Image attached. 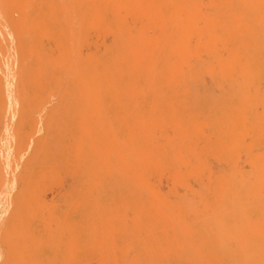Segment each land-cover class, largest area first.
I'll return each instance as SVG.
<instances>
[{"label":"rangeland","instance_id":"rangeland-1","mask_svg":"<svg viewBox=\"0 0 264 264\" xmlns=\"http://www.w3.org/2000/svg\"><path fill=\"white\" fill-rule=\"evenodd\" d=\"M38 1L47 0L12 4L15 22ZM130 1L138 0L117 1L122 18ZM233 1L239 11L216 25L215 6L201 0L209 36L196 29L190 45L201 55L218 47L216 78L237 93L206 100L172 89L175 77L95 95L0 92V264H264V181L241 191L235 174L264 173V68L242 76L245 59L229 62L254 50L264 66V0ZM151 8L142 4L126 19L141 26ZM221 26L222 42L214 31ZM113 29H91L83 52L100 54ZM160 83L168 88L158 91ZM12 154L29 156L33 171Z\"/></svg>","mask_w":264,"mask_h":264},{"label":"bare ground","instance_id":"bare-ground-1","mask_svg":"<svg viewBox=\"0 0 264 264\" xmlns=\"http://www.w3.org/2000/svg\"><path fill=\"white\" fill-rule=\"evenodd\" d=\"M22 1L25 0L18 2ZM117 1H38L22 11L19 22H15L14 17L19 11L14 15L12 9L19 3L16 0H0V92L22 90L28 93L39 89L43 92L47 87L49 90L64 93L71 90L72 93L81 91L77 93L95 95L105 92L104 90L113 91L118 86L124 88V85L135 82L145 86L146 80L154 77H175L178 81L175 85L171 84L172 89L188 94H203L207 96L206 100L216 93L239 92L238 85L227 87L224 81L216 78L223 76L224 64V58L216 45L210 50L207 47L205 55H201L199 45H190L191 35L196 29L209 36L210 19L208 13L205 14L200 8L201 0L130 1L122 6L124 18L120 16L121 7ZM209 1L215 6L212 23L216 22V25L221 23L228 12L239 11V2ZM145 3L152 6L145 11V24L138 26L129 23L126 16L135 14L138 7ZM199 20L203 23L200 24ZM108 22L114 24L112 41L103 42V51L100 54L84 53L82 46L86 42L87 33L91 29L101 30ZM214 31L218 41L222 42L224 26ZM140 32H152L154 37L138 39ZM260 43L264 45V40ZM260 56L257 51L244 50L229 59V62L236 63L238 59L244 58L248 65L238 74L251 76L260 70L259 67L264 68L258 65ZM31 61L36 62L35 66L27 69ZM210 75L216 79L214 84H208L205 80ZM167 86L160 83L157 89L163 91ZM112 119L116 120L114 117ZM124 120L129 121L131 118ZM13 155L15 154H12L14 158ZM24 158L22 159L25 161L21 159L20 162L15 157L13 161L22 163L23 169L32 170V164L28 165V162H32L29 161L30 157ZM13 168L20 170V166L14 165ZM14 173H18V170ZM235 174L236 185L241 191L254 190L264 181L261 170L250 171L251 178L248 180H243L244 177L237 171ZM258 209L256 206L255 212ZM0 248L2 249L1 246ZM12 251L8 250L13 254ZM243 264L254 263L248 258Z\"/></svg>","mask_w":264,"mask_h":264}]
</instances>
